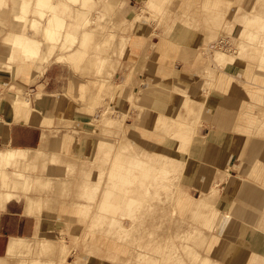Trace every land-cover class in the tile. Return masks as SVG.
Returning <instances> with one entry per match:
<instances>
[{"label":"rangeland","instance_id":"rangeland-1","mask_svg":"<svg viewBox=\"0 0 264 264\" xmlns=\"http://www.w3.org/2000/svg\"><path fill=\"white\" fill-rule=\"evenodd\" d=\"M7 1L8 5L0 0V63L4 62L9 54L10 34L26 32L40 40H45L42 33H37L30 25L22 24L15 19L18 8L14 6V2L19 1ZM212 1L222 3L216 7L189 4L187 0H140V3H134L135 7L130 9L127 0H91V4L87 6H83V2H78L74 9L85 11L89 22L80 30L74 47L69 50L59 46L50 64H46L43 76L36 75L34 80L26 81L16 75V72L11 74L0 68V72L7 76L0 74V116L4 113L1 101L9 98L10 91H14L16 96V89L20 87L25 97L34 102L40 89L43 95L48 91L43 83L50 79L64 90L60 98L61 115L65 112L66 117L78 120L79 129L88 135L82 133L84 139L80 137V142H74L65 149L61 146V142L63 136L71 133V130L62 132V128H59L55 132H48V152L65 157L53 161L46 156L27 171L33 175H43L44 178L53 176L57 179L60 176L70 179L69 191L61 190L60 185L57 184L49 190L34 191V198L41 203L42 198L45 197L48 206L47 215L61 221L62 228L57 235L46 238L43 235L45 225L43 223L38 240H33L26 251L11 256L13 264H70L78 260L79 264H206L204 257L211 255L213 259H220L216 252L209 253L208 244L214 237L220 239L221 237L204 231V228L213 230L215 222L207 224L200 217L201 214L193 211V208L198 210L202 206L203 211L210 213V216L213 213L216 215L213 207L216 205L220 189L218 185H214L216 184L214 182L209 192L196 193L189 186L192 182L191 178L195 177L194 160L199 156V139L201 142L205 140L204 108L200 114V122L188 125L197 114L191 117L181 104L176 107L164 106L153 116L150 110L153 103H144L135 94L136 87L140 90L143 85L151 83L152 87L157 86L159 90L164 88V95H173L170 99L172 102L174 94L169 84L156 75L166 73L175 76L176 71L181 70L193 75L187 80L188 86L182 90L185 91L183 97L189 98L201 92L207 95L214 105L234 107L239 113L238 120L243 118V113H247L248 120L252 118L251 116L258 115L261 122L252 135L264 140V82L259 78L264 77V68L261 67L264 66L262 59L264 28L261 29L259 24L247 22L248 18H253L252 12L258 4V11L261 10L264 15V0ZM38 4L40 8L49 9L47 5L42 6L40 1ZM68 20L75 22L76 19L68 16ZM174 22H177L181 29L174 27L170 30ZM246 26L248 33L244 40L237 39ZM84 31L90 33L86 39L81 35ZM136 32L145 35L144 42L136 49L140 50L139 59L146 62V68L140 72L138 64H125L123 58L119 63L111 59L112 63L119 65L115 75L110 78L114 85L117 83L112 97L111 94L100 91L98 77L107 75L99 74L98 66L93 62L97 56L113 55L111 52L116 36H128ZM221 36L232 43L231 50L213 49V44ZM242 44L247 45L250 50L243 57L240 55ZM204 47H207V51ZM77 48L82 50L77 61L55 60L57 55ZM221 52L231 54L237 59L241 58V66L236 71H232V68L227 69L217 65L213 58L216 53ZM18 64L19 61H15L14 68ZM207 68L225 77L226 83L217 89L206 86V83L212 80ZM131 70L139 74V83L126 84L124 79ZM84 84L87 86L82 88ZM39 85L41 86L38 87ZM226 90L232 97L226 95ZM132 93L134 101L128 98ZM226 97L230 100H226ZM224 98L225 102L222 103ZM143 106L147 108L143 110ZM104 111L106 116L111 115L117 119H121L123 112L130 113L125 117L127 120L123 124L125 122L129 124L127 133L137 150L142 148L157 150L175 158V166L166 165L173 169L185 159L182 167H176V170L181 172V176L160 175L161 178H158L159 176L155 175L156 170L159 171L158 168L149 169L145 163L141 168L136 169L124 161H118L119 158H123L131 163L132 156L121 153L119 144L115 141L120 129L102 123ZM190 129L195 131L192 135L193 142H185L187 134H192ZM121 132L123 134L122 130ZM238 133L247 134L244 130ZM163 138L165 141H162ZM81 139L84 140L82 144ZM157 139H161L162 143L156 142ZM113 145L115 147L112 150ZM176 146L181 147L183 157L176 154ZM85 149L89 150L85 151ZM107 150H112V153L106 155ZM162 154L160 153V156ZM89 157L94 162L102 163L95 169L92 168L95 172L93 179L104 169L99 195L103 204L106 202L109 207L102 209L99 202H96L90 213L86 212V209L78 212V207L75 208L72 204L74 201L89 203L78 194L81 182L85 179L82 173L86 168L73 172L66 167V164L70 161L79 163L82 158ZM142 160L151 161V158L143 157ZM153 162L159 165L160 158L154 159ZM58 165L64 167L57 168ZM12 168L7 163L3 167L7 171ZM61 168L65 169L68 177ZM218 174L220 177L217 179L225 180L227 173L218 170ZM153 177L160 182L164 179L167 181L163 185H159V182L153 188H150L149 184L145 186L144 182L142 183ZM1 184L6 189L22 188V183L13 184L10 180L5 183L2 178H0ZM155 187L157 190H154ZM106 188L112 190L111 197L106 191L104 192ZM135 188L139 189L137 194L140 192L141 199L130 208L125 205L126 197L131 195ZM154 191L164 198L161 204L145 198L155 193ZM133 195H136L135 192ZM190 201L194 206L186 205ZM115 205H119L120 208ZM114 210H118V213H114ZM124 211L132 213L129 214L131 217L122 216ZM114 216L122 220V226L127 227L122 229L123 239L119 235L116 236L114 230L110 231V218Z\"/></svg>","mask_w":264,"mask_h":264},{"label":"crops","instance_id":"crops-1","mask_svg":"<svg viewBox=\"0 0 264 264\" xmlns=\"http://www.w3.org/2000/svg\"><path fill=\"white\" fill-rule=\"evenodd\" d=\"M18 1V5L14 2V6H17L19 13L21 0ZM28 1L32 2L31 10L28 15L30 20L42 18L40 11L44 12L46 17L51 15L49 9L39 7V0ZM127 1L130 9L135 7L134 3H140V0ZM225 1L234 2L235 0ZM53 2L57 5L58 3L61 4L60 7L58 6V12L66 19V22L63 29V38L50 55V59L46 61L43 58L45 49L42 50L40 57L35 59H24L20 53H18L15 54L16 58L13 62H10L7 56L4 62L0 63V68L5 69L11 74L16 72V75L23 77L26 81L34 80L36 75H44L47 67L46 64H50L53 56L59 49V46L69 50L74 47L78 41L80 30L83 29L89 22L88 14L83 10H75L74 7L78 2H83V6L90 5L91 0H78L77 3H72L68 0H53ZM187 2L189 4L202 6L215 5L216 7L222 3L221 1L213 2L212 0H187ZM258 9L259 4L252 12L254 15L253 18H248L247 22L249 24H259L260 28L263 29L264 15L262 11L260 10L259 12ZM19 14H21V12ZM68 16L75 18V22L69 21ZM26 25H30V23H27ZM174 27L176 29H181L177 22H174L169 29L171 30ZM247 33L248 27L246 26L242 29L240 35L237 36V39L244 40ZM26 34L31 35L29 33ZM81 35H83L86 39L90 33L88 31H84ZM144 40L145 35L139 32L128 36H116L111 52L113 55H110L109 57H96L93 63L98 66V73H104L107 75L103 77L99 75L98 77V83L101 85L100 91L105 93L107 79H110L111 76L115 75L118 70L119 65L112 63V61H110L111 59L119 63L120 59L123 58V63L138 64L140 72L145 70L146 62L143 59L140 61L139 54L141 52L136 49L144 42ZM204 50L207 51V47H204ZM249 52L250 50L247 45L242 44L240 55L243 57ZM81 53L82 50L80 48L73 49L68 53L57 55L55 60L59 62L67 60L75 62L80 57ZM233 57L234 58L232 59L228 58L225 61H220L215 54L213 60L219 66L226 67L227 69L232 68V71H236L237 68L241 66L242 62L241 58L237 59L235 56ZM262 59L264 60V52L262 53ZM17 60L19 61V64L16 68H14V63ZM261 67L264 68L263 65ZM207 73L210 75L212 80L207 82L206 86L215 87L217 89L226 83V78L216 74V72L212 69L210 70V68H207ZM0 74L6 76L1 72ZM174 75L175 76L172 75L173 77L171 75H167L166 73L159 76L156 75V77H161L169 84L170 89L174 94L172 102L170 99H172L173 95H164V88L159 90L156 88L157 86L152 87L151 83L143 85L140 90L136 87L135 94L142 102L153 103L150 107L153 116L159 110L163 109L164 106L176 107L181 104L190 116L197 114V117H194L191 121H189L188 125L200 122V114L204 108L203 119L205 123V132L203 137L205 140L201 142V139H199V156L198 159L194 160L195 173L193 174H195V177L193 176L191 178L190 181L192 182L189 186L196 193L209 192L213 187L214 182L216 183L214 185H218L220 189L216 205L213 207L219 216L217 214V217L212 215L211 222H215V226L213 230L204 228V231L218 235L221 239L226 240V242H224V246H226L228 250L227 253L229 255L225 257L226 262L224 261L223 263L230 264L228 262H231L233 264H248V258L258 257L259 260H261V264H264V140L260 137L252 135L261 120L258 115L254 117L251 116L252 118H249L248 120L247 113H243V118L238 120L239 113L234 107L214 105L211 103V100L207 98V95H204L201 92H197L194 96L189 98L183 97L185 91L182 92V90L188 86L186 85L187 80H190L193 75L182 72L181 70H177ZM127 77H129L130 83H139L138 73L131 70L125 79ZM259 78H261L264 82V77ZM43 85L48 89V91L43 95V91L40 89L35 96L34 102L28 99L30 101L31 108L25 110L21 109L17 114L14 110V102L12 101L15 96L14 91H10L8 99L1 101L4 113H1L0 116V147L4 148H0V151L9 149H24L31 153L29 159L22 160L19 163L20 170L29 177L31 184L27 189H24L22 185V188L19 190H14L13 188L6 189L3 187V184L0 185V264H13L14 262L13 258L9 255V244L12 239L38 240L37 237L41 234V226L43 223L45 224L43 235L46 238H49V236L54 234L57 235L62 228L61 221L52 219L50 215H47L48 206L45 201V197L42 198L41 203L39 200L34 198V191L36 189L49 190L56 184L60 185L61 190L67 189L69 191L68 183H70V179L60 178V176H58L57 179L53 176L44 178L43 175H33L28 173L29 168L34 166L37 161L46 156L52 158L53 161L58 160V158L65 157L56 153L48 152V132H55L59 128H62V132H65L68 129L71 130V133H66L63 136V140L61 142V146L65 149L71 146L74 142H80V137L82 138L83 135L88 136L85 132H83V130L79 129L80 126L77 123L78 120L66 117L65 112L64 115H61L60 98L64 92L63 87L55 85V83L50 79L46 80ZM40 86L41 85L38 87ZM86 86L87 84H84L82 88ZM16 90L17 95L27 99L20 87ZM228 90H226V95L229 94V97H232ZM133 93L128 97L132 101H134ZM154 96L157 99H155ZM226 100H230V98L228 99L226 97ZM223 102H225V98L222 100V103ZM146 108V106L142 107L143 110ZM124 114L130 115L129 112H123V116ZM88 118L86 120H88ZM121 119L115 118V120L118 121ZM125 120L127 119L124 118L123 122ZM246 122L247 124H245ZM87 125H89V122H87ZM104 125H110L120 129L119 134L115 137V141L118 142L121 153H126L132 156L131 163L126 162L123 158H119L118 161H124L136 169L141 168L146 163V167L154 169L157 168V165H155L156 163L153 162L154 159L160 158V161L166 160L165 154H162L160 151L148 150L146 148L137 150L130 141L129 133H127L128 123L125 122V124H122L121 127H119L116 122L110 123L109 125L104 123ZM121 130L123 131V134ZM242 130L246 131L247 134L242 135L241 133H238ZM190 132H192V134H187V139L184 140L185 142H193L192 135L193 133L195 134V131L194 129H190ZM84 138L85 137L82 139ZM164 139L165 138H163L162 141H165ZM83 141L84 140L81 141V144ZM138 141L139 140H137V142ZM162 141L161 139L156 140V142L159 143H162ZM115 144L116 143H114V145ZM114 145L112 150L115 147ZM180 148L181 147L179 146V153L180 156L183 157ZM88 150L85 149V151ZM112 150L105 151V154L109 155L112 153ZM160 153L162 156H160ZM143 157L146 159L151 158V161L147 160L144 162L142 160ZM86 161H91L90 163L93 165H91V167L89 165H85L84 162ZM184 162L185 159L182 160L180 164L182 165ZM99 165H102V163L94 162L90 157L82 158L79 163L76 161H70L66 164V167L73 172L80 169L85 170L86 168V170L82 173L83 177L85 176V179L81 182L78 194L82 199L88 200L89 203L81 201H74L72 203L71 201H66L67 203H72L75 208L78 207V212L86 209V212L90 213V210L93 208V204L96 202H99V204L103 207V200L101 201L99 192L103 182L102 172L105 171L104 169L101 170L100 174L93 179L95 172L92 169H95ZM103 165L105 164L103 163ZM58 167L64 166L58 165L57 168ZM158 170L159 171L156 170L155 175L157 173H160L161 176L166 175L164 171L160 169ZM218 170L227 173L225 180L222 181L221 179H217L220 177ZM62 171H64L65 175V169H62ZM171 175L181 176V172H172ZM65 176L68 177L67 174ZM9 191L14 193L15 196L10 200H4V193ZM105 191H107V188L104 192ZM221 217L223 218L221 219ZM70 264H78V261Z\"/></svg>","mask_w":264,"mask_h":264},{"label":"bare ground","instance_id":"bare-ground-1","mask_svg":"<svg viewBox=\"0 0 264 264\" xmlns=\"http://www.w3.org/2000/svg\"><path fill=\"white\" fill-rule=\"evenodd\" d=\"M3 1H5V3L7 4V0H3ZM39 1H40L42 6L43 5H47V7L50 9L51 15H48L47 17L44 18L45 13L40 11V15H41L42 18H36V19L30 20L28 15H29V12L31 10L32 2L28 1V0H21V2H20V12H21V14H19L20 12L17 13L15 15V19L18 22L20 21L22 24L24 23L25 25L27 23H30V26L34 30H36L38 33H42L44 35L45 40L37 39L36 37L28 35L26 33H12L9 36V41H10L11 45H10L8 58H9L10 62H13L15 60V58H16L15 57V52H19L20 55L22 56V58H24V59H35V58H39L40 57V55L42 54V50L43 49H45V53L43 55V58L46 61H48L50 59V55L56 49L58 43L63 38V29H64V26H65V22H66L65 20L66 19L63 16H61L60 13L58 12V8L61 6V4L58 3V5H57V4H55L53 2V0H39ZM68 1H71L72 3H74V2L77 3L78 2V0H68ZM15 4L18 5L17 2H15ZM67 6L70 7L69 5H67ZM13 49H14V51H13ZM216 56L219 58L220 61H225L228 58H230V59L234 58L232 55L224 53V52L216 53ZM125 82H127L126 84L130 83L129 77H127L125 79ZM106 84L107 85H106V91L105 92H107V94H111V96L113 97V91L115 90L114 87H115V85L117 83L114 85L113 82L110 81V79H107ZM118 85H117V87H118ZM119 89H121V88H119ZM13 102H14L13 105H14L16 114L21 109L25 110V109L31 108L30 101L28 99L23 98L22 96L17 95V94L14 97ZM105 113H106V111L102 115V122H104L107 125H109L110 123L116 122V124L119 127L122 126L123 120L127 116L126 114H124L123 118L120 121H118V120H115V118H113L111 115L106 116ZM175 150H176V154H178L180 156L179 147L178 146H176ZM30 154L31 153L28 150H24V149H9V150H5V151H0V178H2L5 183H8L9 180L13 184L14 183H22L24 189H27L29 187V185L31 184V182H30L29 177L26 176L25 173L20 170L19 163L22 160L29 159V157L31 156ZM165 159L166 160H163L164 162L160 161L159 165H157L156 167L158 169L164 171L167 176H170L172 172H178L176 170V167L182 166V165L178 164L176 167H174V169L170 168L169 166H175V164H174V159L175 158H172L171 156H166V154H165ZM90 162L91 161H86L84 163H85V165H89L91 167V165H93V164L90 163ZM6 163L9 166L13 167L12 168L13 171L11 169H10L11 171L10 170L7 171V170L3 169V167L6 166ZM167 164L169 166H166ZM179 169H181V168H179ZM156 175L159 176L158 178H161L160 177V173H157ZM166 181L167 180L164 179V180H162L160 182V180H158L157 178L153 177L152 179L149 178L148 181H142V183L144 182L145 186H148V184H149L150 188H153L159 182H160L159 185H161V184L163 185V183H165ZM131 182H134V181H131ZM137 189L138 188L133 189L131 195H128L126 197V199H127L126 200L127 203L125 204L126 206H128V207L131 206L132 207L138 200L141 199V194H140V192L137 194ZM154 190H157V187H155ZM165 190H166V188H165ZM214 190H216V189H214ZM129 191H131V190L129 189ZM166 191H168V189ZM106 192H107L108 196L111 197L112 192L109 191V190H107ZM134 192H135L136 195H133ZM14 196H15V194L9 191L7 193H4V200H10ZM145 198L149 199L150 201L153 200L154 202L159 203V204H161L163 202V200H164V198L158 192L152 193L150 196H146ZM191 202L192 201H190V203H187L186 205H188L190 207L192 205L194 206V203L192 204ZM104 205H105V207H104ZM115 206H118V208H120L119 205H115ZM106 207H109V206H108V204L106 202H104L102 209H106ZM113 207H114V205H113ZM193 211H196L197 214L198 213L201 214L200 217L202 219H204L203 221H205L207 224H209L211 222V220H212L211 217L212 216H210V213L208 214L205 211H203V207L202 206L199 207L198 210L197 209L194 210V208H193ZM114 213H118V210H114ZM129 214L132 215V213H130L128 211H124L122 213V216H124V217L125 216H130L131 217V215H129ZM213 215H214V213H213ZM214 216L216 217V215H214ZM178 220H179V218H178ZM108 221H107V223H108ZM121 221H120V219H117L116 216H114V217L110 218L109 225H110V231L114 230L116 236L119 235L123 239L124 236H123L122 229L123 228L127 229V227L122 226L123 224L121 223ZM32 242H34V241L30 240V239H12L10 244H9V255L10 256H14V255H16L18 253L26 251L27 249L30 248V245H31L30 243H32ZM217 243L220 244V245L218 246ZM223 243H224L223 240L218 238V237H216V238L214 237L210 241V243L208 244L209 253H214L215 254V252H216V255L220 259H213L212 257H210L211 255L208 256V257H204L205 258L204 260L206 261V264H225V263H223V261L221 259L223 258V260H225V257L227 255H229V254L227 253L228 250H227L226 246L223 245ZM247 260H248L247 261L248 264H261V260H259L258 257H256V258L250 257ZM118 262H120V261H118ZM78 264H79V260H78Z\"/></svg>","mask_w":264,"mask_h":264},{"label":"built area","instance_id":"built-area-1","mask_svg":"<svg viewBox=\"0 0 264 264\" xmlns=\"http://www.w3.org/2000/svg\"><path fill=\"white\" fill-rule=\"evenodd\" d=\"M233 47L232 43L225 38L224 36H221L215 43L213 44L214 49H220V50H231Z\"/></svg>","mask_w":264,"mask_h":264}]
</instances>
